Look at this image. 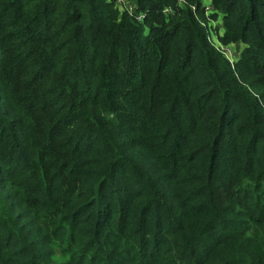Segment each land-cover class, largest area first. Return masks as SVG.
<instances>
[{
    "label": "trees",
    "instance_id": "obj_1",
    "mask_svg": "<svg viewBox=\"0 0 264 264\" xmlns=\"http://www.w3.org/2000/svg\"><path fill=\"white\" fill-rule=\"evenodd\" d=\"M117 1L0 0V264H264V0Z\"/></svg>",
    "mask_w": 264,
    "mask_h": 264
},
{
    "label": "rangeland",
    "instance_id": "obj_2",
    "mask_svg": "<svg viewBox=\"0 0 264 264\" xmlns=\"http://www.w3.org/2000/svg\"><path fill=\"white\" fill-rule=\"evenodd\" d=\"M202 1V3L204 4V5H206V6H208L209 5V3H210V0H201ZM124 5H127L128 7H130V6H134L131 2H126L125 1V4ZM218 23L220 24V18L218 19ZM216 21H212L211 22V25L213 26V28L215 27V28H217L218 29V27H219V24H218ZM221 30H219L220 32H222V28H220ZM210 33H211V35L213 36V42H216V37H215V32H214V30H212V29H210ZM217 43V42H216ZM228 47V49L230 50L227 54H226V52H224L225 53V55L231 60V61H233L235 58H236V56H238L239 55V51H240V49H241V47H243V45L242 44H235V45H231V46H227Z\"/></svg>",
    "mask_w": 264,
    "mask_h": 264
},
{
    "label": "built area",
    "instance_id": "obj_3",
    "mask_svg": "<svg viewBox=\"0 0 264 264\" xmlns=\"http://www.w3.org/2000/svg\"><path fill=\"white\" fill-rule=\"evenodd\" d=\"M125 1L128 2V0H118L117 3L121 6L122 9H126L129 14L134 15L136 20L141 21L143 16L139 13L134 12L135 11L134 6L128 7L127 5H124ZM177 2L180 4H185L186 0H177ZM207 7H208V9L210 8L209 6H207ZM215 46L217 48H219L222 52H226V54L230 51L227 46L221 45V44L216 43V42H215Z\"/></svg>",
    "mask_w": 264,
    "mask_h": 264
}]
</instances>
